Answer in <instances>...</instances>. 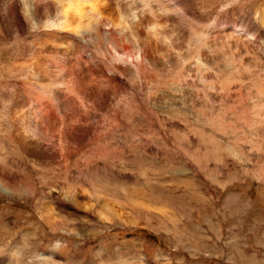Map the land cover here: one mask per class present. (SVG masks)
<instances>
[{
  "label": "rangeland",
  "instance_id": "374dc122",
  "mask_svg": "<svg viewBox=\"0 0 264 264\" xmlns=\"http://www.w3.org/2000/svg\"><path fill=\"white\" fill-rule=\"evenodd\" d=\"M155 1L145 78L112 72L95 17L1 19L0 264H264V0Z\"/></svg>",
  "mask_w": 264,
  "mask_h": 264
},
{
  "label": "bare ground",
  "instance_id": "6f19581e",
  "mask_svg": "<svg viewBox=\"0 0 264 264\" xmlns=\"http://www.w3.org/2000/svg\"><path fill=\"white\" fill-rule=\"evenodd\" d=\"M8 1L9 0H7V2ZM81 1L86 2L87 0H20V1L14 0L13 2L15 4L14 9H16L17 11L16 12L12 8L13 3L11 5L10 3H8L9 5L5 4L6 0H4L5 3L3 5H0V13H1L0 21L1 19H4L10 25L14 26V22L19 20L18 19L19 17L17 18L15 16L23 15L24 16L23 18H25L26 23L35 26V27H31L32 29H40V28H44V26H46V28L58 27V28L66 29L69 26L68 21H70L72 18H78V20H82L87 16L95 17V22L97 26L96 32L88 39L91 41V43L94 44L93 48L94 50H96L98 54L103 53V55H105L104 57H106L108 62L113 67L112 72L122 75V71L124 70L121 68V65L132 61L133 66L131 65V67L134 68L133 69L135 70L134 72L138 75V77L140 76L141 78H145L146 75L144 74H147L146 73L147 70L146 71L144 70L145 69L144 66L148 65V61L150 59L149 50H151V52H155V50H157V46L159 45V42H161V36H163L162 32H158V30L161 29L159 28L160 25L158 18L164 19L167 16H164L162 14H157L158 12L163 10L162 7L157 6L159 10L156 13L154 12L153 3L157 1L140 0V3L143 4V7L146 8L145 13L152 12V15L151 13L150 14L144 13V15L141 17L139 15L133 16L132 13L129 14L128 11H123L120 8L118 10H113L112 8H108L107 6L106 7L91 6L90 8H86L85 4H82ZM56 4H57V14H55V16H52V12ZM65 8L67 9L65 10ZM63 10L65 11V16L61 18V14H63ZM164 10H163L164 12L168 13L169 11L166 10H170V9L165 8ZM178 10L179 9H177L176 12H178ZM112 11L118 13V19H119L118 24H115L114 21L111 20L114 16ZM106 13L107 14L109 13V17L106 15ZM7 27L10 26L8 25ZM112 28L114 30H117V32H119L120 34L119 39H116L115 37L116 32L112 30ZM148 29H152V30L156 29L157 31V36H155V38H153V40L149 42V46L147 45L146 35H145V32H148ZM79 35L72 34L70 35V37L80 42L79 44H82V40H80V38L77 37ZM82 36L86 38L84 34H82ZM81 57L83 56L73 58L76 61L74 66H77L81 72L86 74V76L91 77V74L88 72L89 69L85 68L83 64L85 62L82 63ZM64 60L66 63L67 62H69V64L72 63V58H69L67 55H64ZM61 62H63V60ZM95 70L97 71L96 73H99V70L93 69V71ZM96 79L99 78L97 77ZM84 83H86L85 88L90 90L91 93L95 95L97 94L98 89L102 88L100 86L96 88L97 90L95 91L94 89L90 88L91 83H88L85 80L82 82V84L84 85ZM61 85H63L64 89L66 90V85H64V80L61 81ZM48 92L49 93L51 92V88L48 90ZM75 96L80 100L82 99L80 98L79 95L75 94ZM66 98H67V94L65 96V99ZM64 134L65 133H63V135Z\"/></svg>",
  "mask_w": 264,
  "mask_h": 264
}]
</instances>
